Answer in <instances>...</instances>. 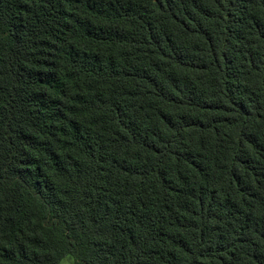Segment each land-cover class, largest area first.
<instances>
[{"label":"trees","instance_id":"16d2710c","mask_svg":"<svg viewBox=\"0 0 264 264\" xmlns=\"http://www.w3.org/2000/svg\"><path fill=\"white\" fill-rule=\"evenodd\" d=\"M264 264V0H0V264Z\"/></svg>","mask_w":264,"mask_h":264},{"label":"rangeland","instance_id":"374dc122","mask_svg":"<svg viewBox=\"0 0 264 264\" xmlns=\"http://www.w3.org/2000/svg\"><path fill=\"white\" fill-rule=\"evenodd\" d=\"M72 263V257L67 256L65 257L60 264H71Z\"/></svg>","mask_w":264,"mask_h":264}]
</instances>
